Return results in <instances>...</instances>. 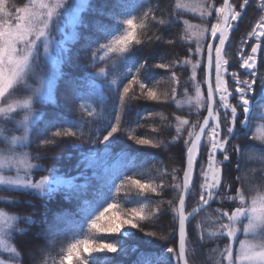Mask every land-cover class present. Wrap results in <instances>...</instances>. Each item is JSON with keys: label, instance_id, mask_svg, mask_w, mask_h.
Here are the masks:
<instances>
[{"label": "snow or ice", "instance_id": "6c2138e0", "mask_svg": "<svg viewBox=\"0 0 264 264\" xmlns=\"http://www.w3.org/2000/svg\"><path fill=\"white\" fill-rule=\"evenodd\" d=\"M129 9L128 0H100L98 6L90 0H0V193L8 194L0 203L32 209L24 215L0 208V264H24L31 245L60 232H71L72 240L59 264H114V256L98 254H126L125 238L136 233L149 244L151 238L169 242L160 256L141 253L138 264H191L197 247L209 249L211 264H264V0H203L195 8L172 0L167 11L142 0ZM86 11L93 18L85 19ZM190 12L199 24L184 18ZM250 13L254 22L237 42ZM106 15L113 26L99 19ZM65 19L71 38L83 41L79 50L58 41ZM138 28L154 30L145 37ZM164 45L182 48L183 55L166 59L159 55ZM145 46L150 50L140 55ZM76 57L83 76L62 69L73 68ZM156 76H166L170 87L159 88ZM65 77L71 94L63 107L79 116L37 113L40 103L61 107L55 91ZM134 101L175 105L170 116L161 115L170 139H158L162 129L146 124L154 111H138L131 127L124 117ZM146 126L150 134L137 131ZM72 140L82 141L71 144L75 149L91 145L81 150L74 173L57 175L55 166L38 163L57 158L41 151ZM118 144L123 147L109 167ZM142 149L169 152L173 166L160 161L146 169ZM245 159L260 167H242ZM234 171L241 174L233 177ZM28 196L39 203L21 199ZM53 201L75 208L53 213L50 221ZM161 218L170 231L149 227ZM18 223L37 227L19 246L14 238L28 235V228ZM95 233L112 239L97 240Z\"/></svg>", "mask_w": 264, "mask_h": 264}, {"label": "trees", "instance_id": "16d2710c", "mask_svg": "<svg viewBox=\"0 0 264 264\" xmlns=\"http://www.w3.org/2000/svg\"><path fill=\"white\" fill-rule=\"evenodd\" d=\"M21 0H16V3H20ZM100 0H90V4L93 6H98ZM142 0H128L130 9L132 10L135 8V6L138 3H141ZM172 0H151L152 6H159L162 10L167 11L168 8L171 6ZM107 11V10H106ZM137 17L139 16V13H135ZM159 14V13H158ZM82 16L85 19H91L93 18L89 12H84L82 13ZM185 19H189L190 23L196 25L199 24V17L198 15H194L193 13H187L184 16ZM102 23L106 27H111L114 25V21L111 20L109 16H104L99 18ZM254 22V17L253 14L250 13L249 16L242 22L240 31L236 34L234 37L235 41H239L240 38L243 36L244 32L248 29V25ZM134 23H139V20H135ZM152 30H149L147 32H141V30L138 28L137 31L143 36H148L152 34ZM83 44L82 40H74L72 39L70 42L66 43V47L72 48L73 51L81 49V45ZM152 47H155L153 45ZM165 49H167V53L165 52ZM150 49L148 47H143L142 52L140 55H143L144 52L149 51ZM159 55L165 56L166 59H175L179 56L183 55V49L180 47H172L168 45L161 46L159 49ZM83 56V52H81V57ZM81 57H76L74 58V67L73 68H68L67 66H62V69L64 72L70 73L72 76H83L85 74V69L81 67ZM104 66V65H101ZM87 71H95V69H87ZM160 71V70H157ZM264 71V69H262ZM111 78V77H110ZM68 79V77H65L62 80L57 81L56 85V91H55V97L57 100V103L61 106L60 108H56L50 103L44 102L37 104L35 106L37 113H46L48 115H51L52 113L56 111H64L69 118H72L73 116H79L78 112L69 111L68 109L64 108L65 104V98L68 97L71 92L69 86L65 83V81ZM155 80H159V88L161 89H166L170 87V84L167 81L166 76H156L154 78ZM182 79H187V77H182ZM97 84H102L101 80H97ZM179 99L183 100L182 97H179ZM105 102L110 104L111 100L108 98V93L107 90H105ZM94 107H97L98 109L101 107L99 103L94 105ZM175 110V105L172 106H155L154 104H151L150 102H145V101H134L131 106L129 111L126 113L124 119H126L131 127H135V119H136V114L137 112H141L142 114L145 113L146 111H154L156 115L153 117L152 120L147 121V125H152L155 124L156 126L160 127L162 131L160 132L159 136L157 137L158 139L162 140H167L170 139L169 136V129L167 128V121H164L161 119V115L163 116H170L171 112ZM187 110L186 102H185V111ZM256 123V122H254ZM37 125L39 127H42V125L37 122ZM85 133H88V127L86 126L84 129ZM141 134L149 133L150 130L149 127H144L140 128L137 130ZM16 135H19V132L15 133ZM34 142L32 144V148L30 151L35 154L37 152V144L39 141L33 138ZM87 139V135L85 136V141ZM126 140V137L124 138ZM246 139V136L242 137L240 141H233V143H241L243 140ZM81 144V140H72L71 142H65L64 144L60 145L57 148H49L47 153L40 152L41 155H49V156H55L57 157L56 159H46V160H41L38 161V163L42 164L45 167H53L55 166L56 168L59 169V172L57 175H62L63 173H67L69 171H72L73 173L75 172L74 165L77 163V161L80 159V152L81 150H87L88 147H91V145H88L86 142L83 143V149H75L71 146V144ZM128 143H131L128 141ZM259 143V141H257ZM101 149L103 146H100ZM122 144H118L114 146L111 151L113 153V157L108 161V166L110 167L112 164L116 162V157L115 153L120 151V148H122ZM142 151L148 156V162L144 164V167L146 169H154L155 166H159V162L163 161L164 164L167 166L171 167L172 162L167 159V156L170 155L169 152H163L161 149H142ZM174 151V150H173ZM71 153V159L67 158V154ZM34 163L36 161H33ZM246 166L248 169H257L260 167L258 163H255L253 161L245 159L242 161V167ZM91 174V170L90 173ZM241 173H236L235 171L233 172V177L235 175H239ZM39 175H48V173H38L36 175V178H39ZM0 195H8L5 193H0ZM12 197L9 196V199ZM166 199L168 197H165ZM21 199H27V200H32L33 203H39L38 200H33L32 197H22ZM62 207H57L55 201L49 204V220L51 221L53 218V213H58L61 211H73L75 208V205L73 202L69 201H62ZM213 208L216 207V205L212 206ZM0 208L3 210L9 212L10 214H21L23 212L24 215H28L32 212V209L27 208V209H21L19 206H8L0 203ZM37 211L43 212V209H37ZM209 213L212 211V209L208 210ZM37 221H39V217H34ZM199 219V217L197 218ZM196 221H193V224H195ZM18 228H28V235L26 236H19L16 235L14 238V243L16 245H20L22 241L28 240L31 236L32 233H34L37 230V227L34 226H28L24 223H18L17 225ZM149 227H153V230H156L158 232H163L166 233L170 231L167 227V218H161L155 225H149ZM94 237L99 240V239H112V237L105 236V234L101 233H95ZM91 238V237H90ZM194 238V237H193ZM149 238H146L143 236L142 233H136L134 236L126 237L125 238V246L127 248V253L126 254H98L99 256L103 257L104 255L108 256H114V264H138V262L141 259V253L145 255H155V256H160L163 253L164 246H169L168 241H163L159 240L157 238H151L153 240V243L149 244L146 241ZM72 240V233L71 232H60L55 235H49L48 239L45 240L41 238L39 241L35 242L34 245L30 246V251L27 253H24V264H53V259L56 261V264H59V259L61 258V255L63 254L61 252V249H66L67 244L70 243ZM211 247L215 248L217 247V244L215 242L211 243ZM133 248H135V251H133ZM57 253H60V255H57ZM209 249L206 247L204 249H199L197 247V250L191 254V264H211V261L209 260Z\"/></svg>", "mask_w": 264, "mask_h": 264}, {"label": "rangeland", "instance_id": "374dc122", "mask_svg": "<svg viewBox=\"0 0 264 264\" xmlns=\"http://www.w3.org/2000/svg\"><path fill=\"white\" fill-rule=\"evenodd\" d=\"M182 2L185 3V4H187L189 7H193V8H195V6H196L197 4L202 3L203 0H182ZM66 24H67V21H66V19H65V22H64V24L62 25V27H64V32L58 34V41H64V45H63L64 47H66V43H67V42H70V41L72 40V38H71L72 28L66 26ZM193 25H194V24H193ZM66 35L69 37L67 40H65V36H66ZM106 220H107V217L105 218V221H106ZM105 221H102V223L105 222ZM240 238H241V239H244L243 236H241ZM237 246H238V245H237Z\"/></svg>", "mask_w": 264, "mask_h": 264}]
</instances>
